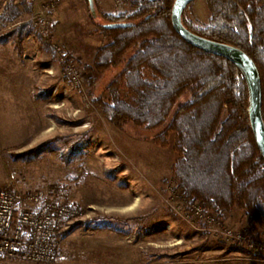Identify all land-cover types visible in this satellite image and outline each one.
<instances>
[{"label": "rangeland", "instance_id": "1", "mask_svg": "<svg viewBox=\"0 0 264 264\" xmlns=\"http://www.w3.org/2000/svg\"><path fill=\"white\" fill-rule=\"evenodd\" d=\"M45 1L0 0V33H11L0 49L15 54L4 52L0 75L6 71L17 86L0 102V188L51 194L74 205L80 215L67 228L76 225L53 260L12 257L5 264H264V250L254 252L241 242L225 240L189 213V202L204 203L187 196L173 177L176 133L161 147L151 138L157 131L128 123L119 128L93 104L90 91L100 92L119 69L91 75L85 68L96 48L110 41L97 29L96 23H106L98 11L94 18L87 0H59L41 14L48 21L49 37L86 72L85 82L73 84L36 21V10ZM131 2L98 0V6L117 14L132 10ZM208 17L205 0H194L184 12L185 21L196 27ZM18 87L25 95L16 101L10 92ZM104 96L108 98L107 91ZM123 96L131 99L129 92ZM21 124L30 127L28 135H22ZM40 144V152L29 161L12 157ZM136 196L138 205L126 209ZM219 218L248 231L240 208ZM251 230L256 235L251 237L264 239V228Z\"/></svg>", "mask_w": 264, "mask_h": 264}, {"label": "trees", "instance_id": "2", "mask_svg": "<svg viewBox=\"0 0 264 264\" xmlns=\"http://www.w3.org/2000/svg\"><path fill=\"white\" fill-rule=\"evenodd\" d=\"M205 1L208 21L196 27L183 13L184 24L242 48L254 60L261 77L264 119V0ZM94 2L104 21L131 25L96 23L110 41L96 48L85 68L91 75L119 69L100 92L90 91L93 104L119 128L128 123L157 131L151 138L161 147L168 146L171 132L176 133L172 174L184 193L202 200L205 210L217 216L227 217L240 208L250 235L256 236L251 227L264 228V156L250 125L248 90L239 68L190 44L176 31L171 20L174 0H132V10L117 14L100 10L98 0ZM10 34L0 33V43H6ZM42 147L12 157L29 161Z\"/></svg>", "mask_w": 264, "mask_h": 264}, {"label": "built area", "instance_id": "3", "mask_svg": "<svg viewBox=\"0 0 264 264\" xmlns=\"http://www.w3.org/2000/svg\"><path fill=\"white\" fill-rule=\"evenodd\" d=\"M40 4V8L36 10V21L46 40L50 41L57 51L58 59L64 63V75L73 84L85 82L86 72L78 64L70 62L63 46L49 37L48 21L41 15L56 7L59 0H46ZM189 204V213L193 214L197 221L206 222L209 228L217 234H222L225 240L241 242L248 250L254 252L264 250V239L251 237L244 227L229 225L214 212L205 210L200 201ZM79 215L78 208L51 194L1 187L0 259L17 257L32 262L53 260L62 242L63 232Z\"/></svg>", "mask_w": 264, "mask_h": 264}, {"label": "water", "instance_id": "4", "mask_svg": "<svg viewBox=\"0 0 264 264\" xmlns=\"http://www.w3.org/2000/svg\"><path fill=\"white\" fill-rule=\"evenodd\" d=\"M194 0H174L171 9V20L176 31L190 44L221 55L233 62L241 71L246 81L248 90V114L256 142L264 156V119L262 115V86L259 69L254 60L240 47L208 38L191 28L183 21V13L190 2ZM91 15L97 18V11L94 0H87ZM104 27H124L131 25L130 22H106L101 23Z\"/></svg>", "mask_w": 264, "mask_h": 264}, {"label": "crops", "instance_id": "5", "mask_svg": "<svg viewBox=\"0 0 264 264\" xmlns=\"http://www.w3.org/2000/svg\"><path fill=\"white\" fill-rule=\"evenodd\" d=\"M7 51H11V50H9V49H7ZM7 51H5V50H2V49H0V68H1V65H2V60H1V57H6V54L4 53V52H6L7 53ZM7 55H12V57H13V55H15V54H11V53H7ZM9 57V56H8ZM10 58V57H9ZM10 59H13V58H10ZM13 60H15V59H13ZM16 61V60H15ZM14 61V62H15ZM6 62H7V59H6ZM13 62V63H14ZM3 63H5V61L3 62ZM1 72V71H0ZM11 82H14L13 80L12 81H10L9 80V75L8 74H6V71L5 72H3V73H1V75H0V102H1V100L3 99V98H6V97H8L9 96V88L10 87H17V86H15V85H13ZM20 88V89H19ZM25 92L23 91V89L21 88V87H18V90H16V92L15 93H13V92H10V94L14 97V99L16 100V101H18L19 100V98H20V94L22 95V96H24L25 94H24ZM28 94V93H27ZM29 95V94H28ZM6 102V101H5ZM21 128H22V124H21ZM30 127L29 126H27V125H25L23 128H22V135H28L29 134V132H28V129H29ZM31 128H33V126H31ZM36 129H37V127H36ZM33 131H35L34 130V128H33ZM32 131V132H33ZM8 260H15V259H13V258H5L4 260H3V264H5L6 263V261H8ZM5 261V262H4ZM1 264V263H0Z\"/></svg>", "mask_w": 264, "mask_h": 264}, {"label": "bare ground", "instance_id": "6", "mask_svg": "<svg viewBox=\"0 0 264 264\" xmlns=\"http://www.w3.org/2000/svg\"><path fill=\"white\" fill-rule=\"evenodd\" d=\"M53 128H49V129H47L46 131H51ZM140 199V197L139 196H136V198H135V200L132 202V203H130L129 205H127V207H126V209H132V208H134L135 206H137L138 205V200Z\"/></svg>", "mask_w": 264, "mask_h": 264}]
</instances>
